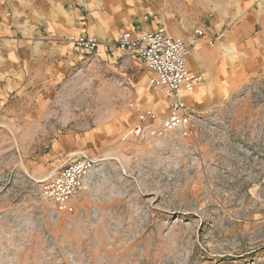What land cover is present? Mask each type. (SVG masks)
I'll list each match as a JSON object with an SVG mask.
<instances>
[{"label":"rangeland","instance_id":"obj_1","mask_svg":"<svg viewBox=\"0 0 264 264\" xmlns=\"http://www.w3.org/2000/svg\"><path fill=\"white\" fill-rule=\"evenodd\" d=\"M65 3L95 7L0 0V53L48 66L50 83L41 114L0 120V264H264V74L213 98L188 136L144 139L137 99L153 94L134 52L78 50L67 35L65 55L22 43ZM73 152L96 163L73 210L58 212L42 180Z\"/></svg>","mask_w":264,"mask_h":264},{"label":"crops","instance_id":"obj_2","mask_svg":"<svg viewBox=\"0 0 264 264\" xmlns=\"http://www.w3.org/2000/svg\"><path fill=\"white\" fill-rule=\"evenodd\" d=\"M92 3L94 8L57 5L55 15H50L46 24H27L25 31L30 36L22 43L41 41L54 46L55 53L65 55L72 49L63 41L65 35L96 36L97 51L106 53L117 46V37L127 30L141 34L165 23L176 37L190 40L195 30L201 29L204 34L199 36L187 65L204 79L193 92H184L187 104L197 113L208 107L213 98L229 96L249 78L264 74V0H92ZM12 39L17 40L14 36ZM210 40L214 43L209 44ZM47 67L30 66L19 52L0 53V120L16 122L20 117H33L24 114V108H37L42 113L50 87ZM149 72L150 79L153 72ZM148 88L153 97H140L137 102L167 115V98L154 94L150 83ZM159 103L164 105L159 108Z\"/></svg>","mask_w":264,"mask_h":264},{"label":"built area","instance_id":"obj_3","mask_svg":"<svg viewBox=\"0 0 264 264\" xmlns=\"http://www.w3.org/2000/svg\"><path fill=\"white\" fill-rule=\"evenodd\" d=\"M201 29L195 30L190 40L176 37L163 23L154 31L135 34L130 30L124 31L117 37L119 49L134 52L147 65L153 76L149 83L151 91L168 100V114L160 118V114L152 107L145 105L138 113V122L133 134L156 138L175 132L188 136L194 127L197 112L190 107L184 97V92H193L203 81V75L188 69V58L199 36ZM67 39L86 52L97 51L99 39L96 36L67 35ZM212 40L209 44H213ZM136 102H130L135 108ZM96 159L91 154L82 152L71 154L56 170L55 174L42 180L43 196L53 204L58 212L72 211V199L85 187L87 176L95 167Z\"/></svg>","mask_w":264,"mask_h":264},{"label":"bare ground","instance_id":"obj_4","mask_svg":"<svg viewBox=\"0 0 264 264\" xmlns=\"http://www.w3.org/2000/svg\"><path fill=\"white\" fill-rule=\"evenodd\" d=\"M78 152H73V153H71V154H77Z\"/></svg>","mask_w":264,"mask_h":264}]
</instances>
